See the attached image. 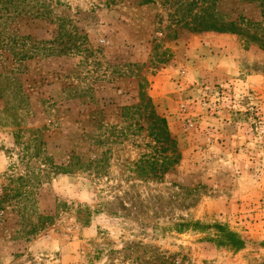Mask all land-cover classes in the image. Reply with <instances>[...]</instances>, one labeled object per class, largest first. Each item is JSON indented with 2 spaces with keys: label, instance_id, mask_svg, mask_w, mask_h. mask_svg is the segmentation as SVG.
Returning a JSON list of instances; mask_svg holds the SVG:
<instances>
[{
  "label": "rangeland",
  "instance_id": "rangeland-1",
  "mask_svg": "<svg viewBox=\"0 0 264 264\" xmlns=\"http://www.w3.org/2000/svg\"><path fill=\"white\" fill-rule=\"evenodd\" d=\"M0 264H264V0L0 3Z\"/></svg>",
  "mask_w": 264,
  "mask_h": 264
},
{
  "label": "trees",
  "instance_id": "trees-1",
  "mask_svg": "<svg viewBox=\"0 0 264 264\" xmlns=\"http://www.w3.org/2000/svg\"><path fill=\"white\" fill-rule=\"evenodd\" d=\"M13 2V0H0V3L9 6L11 5ZM4 10H7L5 8H3ZM209 18H211L210 21H203L200 23H196L194 25H192L191 30L193 31H199V32H216V33H230V34H238L240 35L241 30L238 28L237 23L230 21V22H221V21H217L213 15L208 14ZM12 40V39H11ZM150 117H151V122L148 126V129H150L151 132V136L154 137V140L157 143L160 144H165L169 141H171L170 138V133L168 131V128L166 126V121L162 118L159 117L155 114L154 110L151 108L150 109ZM172 143V141L170 142ZM161 150L163 151L162 153H164L167 150V146L166 148L164 146H161ZM167 158H163V162L166 161ZM164 165L161 164V167H158L157 171L158 173H163L165 172L167 169L165 167H163ZM156 168V167H155ZM155 168H151V170L155 169ZM180 228H186L187 225H179ZM194 226H198L197 223H194L192 225ZM219 228V231L221 232L222 238L219 241V243L221 245L224 246H229L231 249H233L234 251H240L245 247V242L234 232L225 230L224 228Z\"/></svg>",
  "mask_w": 264,
  "mask_h": 264
}]
</instances>
